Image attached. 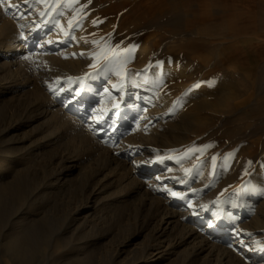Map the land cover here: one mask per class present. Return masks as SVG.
I'll list each match as a JSON object with an SVG mask.
<instances>
[{
  "label": "rangeland",
  "instance_id": "rangeland-1",
  "mask_svg": "<svg viewBox=\"0 0 264 264\" xmlns=\"http://www.w3.org/2000/svg\"><path fill=\"white\" fill-rule=\"evenodd\" d=\"M0 12L13 28L0 66L9 38L45 54L29 79L0 69V264H204L157 235L163 206L264 261V0H0ZM66 101L90 135L54 127L47 112ZM120 160L167 186L156 203Z\"/></svg>",
  "mask_w": 264,
  "mask_h": 264
},
{
  "label": "bare ground",
  "instance_id": "bare-ground-1",
  "mask_svg": "<svg viewBox=\"0 0 264 264\" xmlns=\"http://www.w3.org/2000/svg\"><path fill=\"white\" fill-rule=\"evenodd\" d=\"M12 32H13L12 26L10 25L9 21L6 19V16L4 15V13L0 12V37L4 36L6 34L12 33ZM49 37L56 38V36L54 34L49 36ZM49 37L48 38L46 37L45 40L43 41V43L44 42L47 43L49 40ZM9 39H11V38H9ZM9 39H7L5 46L7 48L6 51H8L10 53V55H7V57H5V59H7V60H5V62L0 66V69L7 67L8 73L11 72V73L15 74V73L21 72L28 77L31 74L32 68L34 67L33 66L34 65V62H33L34 59L38 60L39 58H43V57H45V54H43L42 52H39V53L37 52V54L29 53L28 49H26L23 46L24 41H23L22 37H21V39H16L13 41H8ZM40 44L41 43H38L37 46L39 47ZM31 76H32V74H31ZM29 78L30 77H28V79ZM81 86L82 85H80V87ZM82 89L85 90V88H82ZM54 106H56V107L50 108V110H49V112H47V114L49 113V116L52 118V121L54 122L55 128H60V129L63 128L66 132L67 131L77 132V133H79V135H83V136L89 134L88 133L89 127L87 125H82L79 121V118H77L78 111L76 112V114L74 116H72L70 113L66 112V108H69V109L72 108V102L71 101H66L64 103V106H63L64 108L60 107L58 105H54ZM129 110L130 109H128V110L123 109L122 110V108L121 109L117 108V114H118V116L124 115V114L126 115V113L129 112ZM96 118L97 117L90 119V121H95V122L99 121ZM67 134H69V132ZM87 137H85V138H87ZM90 137H92V136H90ZM85 143H86V141H85ZM117 162L118 163H116V165H119L121 167V169L124 170L126 172V174L128 175L129 181L134 183L135 194H138L140 196L139 198H141V200L143 202L146 203V201H148V203H152V202L154 203L156 200H158V196H156V194H155L156 191H159L162 188H167V186H165L163 184L162 185L160 184L159 186L156 185L155 187H153L151 182L140 181L137 178L136 174H133L134 171H132L129 164H126L123 160H120V162L119 161H117ZM62 174H63V172H61L59 174V176H61ZM159 177H161V176H159ZM125 178H126V176H125ZM60 179H61V177H60ZM132 183H130V184H132ZM128 186H130V185H128ZM131 194H133V193H131ZM125 196H127L126 193H125ZM125 196L123 198H125ZM126 201H128V200H126ZM125 204H127V203H125ZM125 204H124V206H125ZM157 204L159 206V203H157ZM158 211H160V210H158ZM160 214H161V216H160L161 218H160L157 230H156L157 235L159 237L166 236V240H168V241L176 238L179 240V243H181V242L186 243L187 242L188 247L186 249H184V251H182V254H184V256H188V255L189 256L190 255L196 256V255L204 252V254H205V257L203 259L204 264H252L250 261H248L247 258H245L244 256L237 253L234 246L228 245V244L226 245L223 241H218L216 239L214 240L215 241L214 242L213 238L210 237L209 235H207L206 232L199 231L198 229L195 228L194 225H190V226L185 225V221H186L185 219L186 218H185L184 214H186V212L184 213V211L181 212L178 210L168 209L166 206H163L161 211H160ZM228 215H226V217ZM223 216L225 218V215H223ZM196 219L201 221V219L199 217ZM219 222L217 220H214V222L211 220L208 221L207 226H206V230L212 231L213 234L215 233L217 235L221 234V233H226V231H227L226 229L224 230L218 226L220 224ZM214 237H215V235H214ZM237 238H238V241L236 243V247H239L241 249L244 248L245 251H252L254 253H257L256 251H254V249L252 247H250L248 245V243H246L247 241L245 242V240L247 239L246 236H243V237L238 236ZM178 255H179V253H178ZM259 264H264V261L260 262Z\"/></svg>",
  "mask_w": 264,
  "mask_h": 264
}]
</instances>
